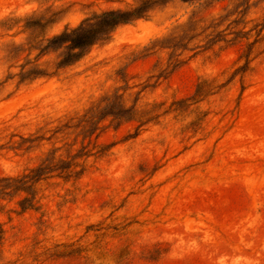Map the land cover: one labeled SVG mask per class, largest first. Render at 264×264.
<instances>
[{
	"label": "rangeland",
	"instance_id": "obj_1",
	"mask_svg": "<svg viewBox=\"0 0 264 264\" xmlns=\"http://www.w3.org/2000/svg\"><path fill=\"white\" fill-rule=\"evenodd\" d=\"M133 2L0 0V21L53 6L64 11L48 32L55 35ZM261 23L264 0H171L119 27L57 76L24 83L15 75L25 60L13 58L14 47L31 32L0 28V177L45 158L70 160L83 145L91 155L77 160H86L79 181L43 185L39 212L18 215L13 201L0 200V264H264V31L246 89L236 79L202 102L208 116L196 133L183 132L193 115L167 116L134 139L135 123L108 119L85 141L77 128L92 105L124 89L128 105L136 98L141 106L168 105L191 96L200 78L225 82ZM241 30L249 35L207 45L213 32ZM196 35L183 52L161 48ZM62 52L40 63L53 67ZM180 53L185 63L170 72V55ZM31 136L39 139L22 143Z\"/></svg>",
	"mask_w": 264,
	"mask_h": 264
},
{
	"label": "trees",
	"instance_id": "obj_2",
	"mask_svg": "<svg viewBox=\"0 0 264 264\" xmlns=\"http://www.w3.org/2000/svg\"><path fill=\"white\" fill-rule=\"evenodd\" d=\"M171 0H134V2L122 9H112L103 11L100 14H94L86 18L79 26L66 28L59 34L49 35L48 32L64 16L63 10H55L50 6L40 14L25 15L23 17H9L0 21V28L5 31L22 28L23 31H30L31 35L27 38L26 43L21 46H15L13 58L18 61L25 60V63L18 67L20 71L18 76L20 82H30L41 78H53L64 68L80 61L83 56L96 44L107 42L111 39L113 33L121 26L129 25L141 19H146L150 14L159 7L169 3ZM184 2L193 0H182ZM23 23V25H20ZM213 28L212 26L204 29V32ZM252 31H256V39L248 45L247 50L240 54L236 64H239L232 72L230 78L225 82L220 81L217 76L211 78H200L195 85L194 92L186 98H176L170 104L166 102L139 105V98H136L132 105H128L124 99L126 89L122 94L117 92L113 95H107L104 100L92 105L78 121L77 128L81 129V134L86 138L92 139L104 128L106 120L117 121L118 126L124 123H135V133L129 135L128 139H134L139 136L143 127L150 124H158L163 118L174 115L175 118L193 119L183 128V132L192 130L197 132V127L204 124L208 114L199 110V106L207 99L219 94L234 80L239 79L242 93L246 89L247 74L252 71V62L254 61L253 50L255 46L262 41L264 23L257 24ZM229 35L240 38L239 35H249V32L235 31L229 34L223 32L211 33L207 35L208 47L218 42L225 41ZM196 36L188 39L186 44H180L173 41L167 46L176 51L181 49L182 52L187 49V45ZM63 49L58 61L53 67H45L40 60L52 51ZM36 52L35 57L27 59L32 53ZM13 54V52H10ZM26 53V56L23 55ZM182 53L171 54L167 69L170 72L175 71L183 65L185 61L180 59ZM23 57V58H22ZM163 77V73L159 78ZM145 86L144 89L148 88ZM39 138L33 136L21 138L22 143H33ZM21 144V146H23ZM84 144V143H83ZM83 145L81 154L77 153L70 160L45 158L40 164L25 170L21 174L14 176L0 177V200L14 202L13 212L24 214L26 212H39L44 209V195L42 194L43 185H49L53 179H63L65 182L71 180L79 181L86 172V160L90 155V150L85 151ZM107 147L97 151V154L103 155ZM6 231L0 223V241L5 239Z\"/></svg>",
	"mask_w": 264,
	"mask_h": 264
}]
</instances>
